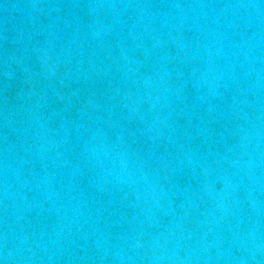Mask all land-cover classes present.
<instances>
[{
	"label": "water",
	"instance_id": "obj_1",
	"mask_svg": "<svg viewBox=\"0 0 264 264\" xmlns=\"http://www.w3.org/2000/svg\"><path fill=\"white\" fill-rule=\"evenodd\" d=\"M0 264H264V0H0Z\"/></svg>",
	"mask_w": 264,
	"mask_h": 264
}]
</instances>
